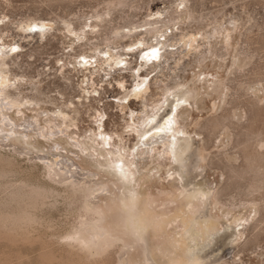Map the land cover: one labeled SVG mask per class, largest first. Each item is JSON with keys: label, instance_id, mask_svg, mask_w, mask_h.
Returning <instances> with one entry per match:
<instances>
[{"label": "rangeland", "instance_id": "rangeland-1", "mask_svg": "<svg viewBox=\"0 0 264 264\" xmlns=\"http://www.w3.org/2000/svg\"><path fill=\"white\" fill-rule=\"evenodd\" d=\"M0 68V106L3 92L23 100L4 112L29 135L0 142V264H264V0H0ZM27 144L111 186L112 245L67 242L83 213ZM118 179L142 203L147 245L124 229ZM25 182L62 196L21 229Z\"/></svg>", "mask_w": 264, "mask_h": 264}, {"label": "bare ground", "instance_id": "bare-ground-1", "mask_svg": "<svg viewBox=\"0 0 264 264\" xmlns=\"http://www.w3.org/2000/svg\"><path fill=\"white\" fill-rule=\"evenodd\" d=\"M7 58L8 57H4L2 60H5ZM2 65L3 66L7 65V62L6 63L4 62ZM0 75H1L2 79L6 76V72L3 68H0ZM8 84L9 83L5 81L4 83H1V86L3 88H7ZM189 92L191 94H195L197 91H196V89H189ZM3 96H5L6 98L8 97L7 98L8 100L6 99L8 101V103L6 104V103H4V100H2V103L0 106V112L2 113V118H0V142L4 141L6 138H10L12 136H15V137L17 136L18 138H22V139H23L24 135L28 137L29 135L28 134L26 135L22 131H20L19 128H21V127L18 126L12 120V118L10 116L6 115L4 112L5 110H7L6 109L7 107L11 106L10 108H13V107L22 108L26 104L23 102V100L22 101L17 100V99L10 100V98H9L10 95L7 92H3ZM22 112L23 111H21V113ZM3 126H7L9 129H4ZM27 145L28 146L23 145V147H19L18 150L20 152H27V153L29 152L28 154L31 155L32 157L40 158L41 160H43V162H44L43 165L46 167L45 169H47V174H48L50 180H52L53 182H56V184H61V185L67 184L68 187L65 190L69 194L68 198H70L71 203L75 204V206L77 207V213H83L81 222L78 223L79 225L77 224L78 226H75L76 228H74L75 231L73 230L74 232L69 233L70 235H68L65 238L67 240V242L68 243L69 242L70 243L71 242L77 243L75 245L76 246L78 245L83 249H87L88 247H90L92 245L97 246V247H101L99 244L100 241H103L102 247H104V248L106 245H112L113 243L109 240V235H105L107 232L106 228H103V226H102V223L105 220L104 219L105 218L104 213H106L105 209L103 207V204L105 202H107L108 200L115 201V199L112 197V196H114V195H112L114 193L111 191V189H112V188H110L111 186H109L108 183L105 184V183H102V182L97 181L94 178H92V177L96 176L97 173L95 171H91V170L86 171V170L82 169V167L79 164H77L76 162H73V163L71 162V163L65 164L64 162L61 161V164H60L55 159L54 160L51 159V157L53 158L54 156H58L61 154H58V153L54 154L52 152H49L46 155L42 156V155L38 154L39 151L35 152L36 150L31 149V145H29V144H27ZM186 145H187V147H189L188 143H186ZM190 154L195 155V151L194 150L191 151ZM99 168L109 169V167L104 166L102 164L99 165ZM9 174H10V171L0 172V177L6 178L7 176H10ZM113 177L116 178L115 176H113ZM28 183L25 182V184H22V186L18 185L19 187L16 186L17 189H15V190H18V191H16L17 193L15 191L13 192V193L18 195L17 199H18V205H19L18 207L16 206L17 209L18 208L19 209L17 211H15V213H24V214L25 213H31V214H26V215L23 214L24 216L22 215V218H19L20 216H19V214H17L18 215L17 217L19 219L16 218V215H15L14 219L11 221V222H13V224L12 223L11 224L14 227L15 226L16 227L21 226V229L25 226L28 227L31 224H35V223L37 224L39 218L37 217L38 218L37 219L35 216H33L34 215L33 213H38L39 210L42 211L41 208H43V210H44V207H46V206L47 207L50 206L52 208L55 207V205L57 206L58 203L56 204L54 201H51V200L55 196L56 197L62 196V195H59L60 193L57 191L58 188L56 189V188L52 187L50 184L49 185H46L43 183L42 184H39V183L36 184L33 182H32L33 184H31V182H30V184H28ZM112 183L115 186V188L118 189L120 192V196L115 195V198H116V201L118 200V202L120 203V206H121L120 212L122 213L121 215L123 217L122 218L123 222H124L123 225L125 224V226H124L125 227L124 229H126L125 231H128V233L129 232L131 233L130 235L135 236L137 238L138 242H143L144 244L147 245V241L142 235L144 233V231L147 229V226H146V222L142 218V214H143L142 203L139 199L136 198V192H134L132 190V188L130 187V185H128V183H126V181H124L122 179L112 180ZM11 186L14 187V185H12V184H11ZM11 186H10V188L13 189ZM189 193H190L192 198L196 197L197 199H199L201 201L205 198L203 195L205 192H203L202 194H199V192L197 193V191H195V190L194 191L189 190ZM15 194H14V196H15ZM106 194H110L111 197L106 196ZM12 198H14V197H12ZM54 200H55V198H54ZM57 200H59V199H57ZM16 201L17 200L15 199V202ZM56 202H58V201H56ZM14 204H16V203H14ZM16 207H15V209H16ZM74 209H75V207H74ZM208 209H209L208 203H204V205L202 207L198 206V213H197L195 220L206 221L210 217L208 214L209 213ZM11 218H13V217H11ZM16 219H18V220H16ZM23 225H25V226H23ZM82 231H88L90 233V236L88 238H86L82 234ZM15 232H17V230ZM26 232H28V231H26ZM125 233H127V232H125ZM81 234L85 238L82 237ZM233 235H234V233H229V234L223 235L218 240V245L225 246L233 238ZM119 240H120V238H119ZM75 245H74V248H75ZM141 249H144V248H141ZM95 250H96V248H95ZM82 251L84 252V250H82ZM147 251H148V249H147ZM85 252H87V251H85ZM98 253H100V250L98 251ZM86 254H89V253H86ZM226 258L224 256H222L217 261L223 260ZM213 263H210V264H213ZM191 264H207V263H203L201 261H196V262L191 263Z\"/></svg>", "mask_w": 264, "mask_h": 264}, {"label": "snow or ice", "instance_id": "snow-or-ice-1", "mask_svg": "<svg viewBox=\"0 0 264 264\" xmlns=\"http://www.w3.org/2000/svg\"><path fill=\"white\" fill-rule=\"evenodd\" d=\"M34 30V29H33ZM13 51H16V49L14 48ZM157 58V53H156V50H153V54L152 56L150 57V59H155Z\"/></svg>", "mask_w": 264, "mask_h": 264}]
</instances>
